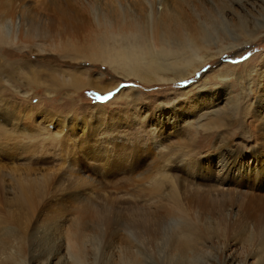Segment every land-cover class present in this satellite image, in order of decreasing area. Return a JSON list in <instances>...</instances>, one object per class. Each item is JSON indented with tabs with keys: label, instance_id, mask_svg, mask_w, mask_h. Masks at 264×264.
I'll return each mask as SVG.
<instances>
[{
	"label": "rangeland",
	"instance_id": "obj_1",
	"mask_svg": "<svg viewBox=\"0 0 264 264\" xmlns=\"http://www.w3.org/2000/svg\"><path fill=\"white\" fill-rule=\"evenodd\" d=\"M44 1L4 0L6 4L0 5V22L6 13L20 24L16 40L0 45V115L8 112L14 117L8 123L0 119L6 135V140L0 135V240L4 251L20 246L25 260L51 257L54 264H79L68 259L66 253L67 242L76 239L87 254L78 257L80 262L85 264L91 258L86 264H118L126 254L127 228L134 214L145 208L163 218L177 213L173 212L168 184L154 194L153 186L159 185L155 174L160 171L171 177L183 176L181 167L194 158L206 167L201 174L209 185L188 183L186 186L198 188L187 189L184 194L180 190L182 205L187 211L226 221L224 233L229 245L221 252V239H209L202 260L206 264H225V259L233 258L237 264L245 258L246 250L249 255L256 253L255 248L247 247L248 235L242 227L245 211L264 214V127L253 118L249 93H264V7L242 11L243 19L258 26L253 41L204 63L192 80L189 77L181 82L142 84L134 78L119 76L99 61H85L74 54L75 49L85 51L99 31L89 7L82 9L72 3L68 14L52 5L53 0H46V4ZM230 1L219 0V6L226 8ZM97 10L104 14L99 4ZM227 26H214L209 32L219 38L240 32ZM226 64L233 66L228 67L227 80L220 81V76L212 79L210 74L214 73L210 69L217 71ZM74 76L101 84L107 91L85 85L75 92L70 85ZM31 80L29 87L35 91L30 90L28 95L26 84ZM130 89L132 93L118 95L119 91ZM229 95L234 98V107L227 101ZM70 96H74V104ZM133 97L136 99L132 100ZM29 105L50 114L53 126L40 119L37 130L26 125L23 112L17 114L15 110L17 106ZM46 126L54 134L51 137L45 133ZM62 126L67 130L61 135L70 138L67 143L63 140V144H67L71 154L55 138ZM221 145L235 150L236 160L234 165L230 164L233 172H225L223 156H210ZM78 146L89 151L83 154L85 159ZM224 156L227 159L228 155ZM253 166L251 176L236 177L238 168L252 171ZM186 171L193 173L190 167ZM44 175V192L34 208L13 202L17 187ZM218 179L226 183L223 196L213 191V186L220 187ZM239 183L245 184V188L239 187ZM105 210L111 219L107 241L103 239L107 233L103 231L105 226H101L106 217L101 220L96 214L104 215ZM81 228L93 232V236L87 231L79 236ZM110 241L112 246L108 247ZM0 264L11 261L0 260ZM245 264L264 262L253 254Z\"/></svg>",
	"mask_w": 264,
	"mask_h": 264
},
{
	"label": "bare ground",
	"instance_id": "obj_2",
	"mask_svg": "<svg viewBox=\"0 0 264 264\" xmlns=\"http://www.w3.org/2000/svg\"><path fill=\"white\" fill-rule=\"evenodd\" d=\"M2 2L5 3L4 0H0V5L2 4ZM50 2L51 1H49V4H51ZM72 3L77 4L82 9H86L87 7H89L90 10H92L91 13L96 25V29L99 30L98 32H95L96 36L94 40L92 41V43L87 45L85 51L84 48L81 50L75 49L74 54H78V57L84 58L85 61H99V63L105 64L109 67V69H111L119 76L128 77L127 79L134 78L142 84L149 82L166 84L169 82H181L188 79L189 77L191 79L195 77V74L199 70V67L204 63H211L216 60V57L222 56L223 52L252 42L258 31V26L254 25V23L250 22L249 20L243 19L242 16L244 13L242 11L264 7L263 0H231L226 8L221 7V5L219 6V0L52 1V5H54L60 11L66 12L68 14L72 10ZM97 4L101 6V11L104 14L99 13V11L97 10ZM108 9H110L109 12ZM4 14V20H1L2 22H0V45H5L8 42L10 43L16 40L15 38L18 32H20L19 22H16L15 18H8L9 15H6V13ZM23 24L21 25L23 26ZM226 24L228 26L238 28L240 32L234 35L229 34V36L226 34L224 38L216 37V35L214 36L212 32L210 34L209 30L214 26L222 27V25L224 26ZM29 28L33 27L30 26ZM71 51H73V48L71 49ZM4 52L5 54H7L6 50ZM228 67L231 68L233 66L230 64H226L225 66H223V68L217 71L210 69V72L213 71L214 73V75L210 74V76H213L215 78L217 76H220V81L225 82L227 80L226 72L228 70ZM205 76L209 75L207 74ZM31 82H33V80L26 84L28 86V89H26L27 92L25 93H27L28 95L30 94V90L35 91L31 89V87H29L32 84ZM70 85L73 86L72 90L75 92H77V90L80 88L83 89L85 85L104 91L106 90L103 85L96 82L90 83L88 82V80H85L78 76L72 77ZM251 91L252 90H249V93H252V98L250 101V106L253 108L252 114L254 115V117L253 115L252 117L257 119L258 125L264 127V93H261L260 90L254 92ZM118 93V95L122 96L123 94L126 95L127 93H132V90H125V92L119 91ZM73 98L74 96L69 97V100L70 102H72V104H74L75 102ZM131 99L135 100L136 98L133 97ZM138 99L139 98L137 96L136 100L138 101ZM227 101L232 102L233 107L235 106V101L234 98H232V95H229L227 97ZM38 109V107H34L32 105H29V107L24 106L23 108L17 106L15 111L17 114L23 112V114L25 115V124L29 125L32 129L38 128V125L41 121L46 124L48 123L47 126H53L54 120L50 117V114L47 115L46 112ZM17 114L15 115L17 116ZM11 116L12 114H8V112H6V114H4V116H2L0 119H3L5 123H8ZM36 118H38V120ZM39 119L41 121H39ZM63 122L66 123L67 121L64 119ZM47 126L45 127V133L51 137V135L54 134H51L52 132H50V127ZM64 126L60 128V131L58 132V134H56L57 137L55 138L58 141L61 140V146L64 147L63 149L66 150L67 154H69V151L71 154V149L66 148L67 144H63V140H65V143L70 141L69 137L61 135L64 130H67ZM4 127V125L0 124V135L3 134V136L1 135L3 138L4 136H6ZM20 136L21 138L23 137L22 135ZM17 141L20 142L19 140ZM61 141H59V143ZM18 145L21 146L20 144ZM84 146L87 147L88 145L84 144ZM10 147L12 148V146ZM85 147L78 146L82 159H85L83 154H88L89 152H85ZM223 150L226 151L224 152ZM224 153L228 155L227 159L225 158ZM212 154L213 155L210 156H223L222 167L224 168L225 172H233L234 167L231 166L234 165L236 155L235 150L232 147L230 148L228 145L216 146L214 153ZM73 160L75 159L73 158ZM64 161L66 162L68 160H65L64 158ZM187 167L192 168L193 173L187 172ZM181 168L182 169L180 172L183 173V176L176 174L174 177H171L170 174H164V172L159 171L154 176V178L157 179L156 181L159 183V185L153 186V192L155 194V191L159 192V188L162 189L165 184H168L169 190H167V192L174 202L173 212L177 213L165 216L163 218L155 215L150 209L145 208L142 209L140 213L134 214L132 216V221H129L130 224L127 228V241L125 247L126 254H124L123 259L119 260L118 264H206L205 261L202 260V254L207 249V242L209 241V239H221L218 240L219 243H221L220 246H222V249H220L221 252L229 248L228 242L225 240L226 234L224 233V226L226 221L223 220L222 223V220H212L208 216L203 215L195 210L187 211L186 207L182 205L180 190L184 194L187 189L198 188L196 186H186L188 183L192 185H196L199 183L209 185L205 177L201 174V171L206 172V167L201 163L195 162L194 158L193 161L192 158H189L188 163ZM250 168L252 171H243L242 168H238L236 177L240 179L244 176H251L255 171V167L253 166ZM195 169L197 171H195ZM24 176L27 177L28 175L26 174ZM42 177L43 176H41L37 180L33 179V183H25V185L19 184L21 188H16V193L14 192V195L11 198L13 202L20 207H24L27 209L34 208L36 203L42 198L44 192V185H41V182L44 183L47 181L46 175H44L43 178ZM171 178L174 179L171 180ZM218 182L221 183L218 184V186L220 187L213 186V191L216 192V194H220L223 196L226 183H224L225 181L223 179H218ZM244 185L245 184L243 183H239V187L241 188H245ZM35 196L41 197L35 200ZM100 211L101 210H99L98 213ZM98 213H96L97 217L101 220L106 217V221L103 220V223L105 222L106 225H103V223H101L102 227L105 226V230H103L102 228L101 229L106 233L110 225V223L108 222H111L110 215L106 210L104 211L105 216H99V214L102 212H100L99 214ZM106 214H108V216H106ZM245 214L246 216L243 220L244 224L242 228L248 235L246 240L247 247L250 249L255 248L256 253L253 254H255L256 256H260L262 262H264V214L254 215V213H251L249 210L245 211ZM229 215L231 214L229 213ZM251 222H253L254 224L250 225ZM250 227L254 229H251ZM83 231L87 230L81 228L79 236H82V233H84ZM92 233L93 232H91V234ZM108 233L109 232H107L105 235L106 238H103L104 241H107ZM83 237L82 240L84 243L85 239H83ZM87 237H89V235ZM79 241H81V239ZM67 244L68 245L66 246V249L68 250L65 251L67 255H69L68 259H71L72 262L77 261V263L79 264H84V261L82 262L81 260V263L79 258L82 255L86 256L87 254L85 253L86 251L84 252L81 246L78 244V240L72 239L71 241L67 242ZM107 244L108 247L112 246L111 241ZM95 247L96 246H94V248ZM83 249L85 250L84 247ZM4 250L5 245L0 240V260L6 261L7 259H10L11 264H54V259L51 257H35L25 260V255L23 256V249H20V246H16L13 249H10V252H6ZM91 250L93 249L91 248ZM102 250L100 251L101 253ZM101 253L100 255H102L103 253L105 254V252H103L102 254ZM249 254L250 253L248 252V250H246L245 258L241 261L239 260L237 264H245L247 257H252L253 255ZM153 257H155L154 260H152ZM83 258L85 260L86 257ZM232 259H229V261L228 259H225L224 263L235 264V259ZM90 260H85V262L87 263Z\"/></svg>",
	"mask_w": 264,
	"mask_h": 264
},
{
	"label": "snow or ice",
	"instance_id": "obj_3",
	"mask_svg": "<svg viewBox=\"0 0 264 264\" xmlns=\"http://www.w3.org/2000/svg\"><path fill=\"white\" fill-rule=\"evenodd\" d=\"M108 95H109V96H111V95H112V93H109Z\"/></svg>",
	"mask_w": 264,
	"mask_h": 264
}]
</instances>
